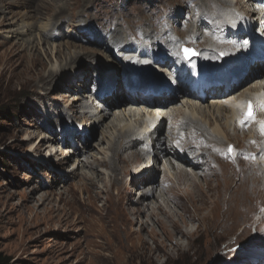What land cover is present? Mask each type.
Returning a JSON list of instances; mask_svg holds the SVG:
<instances>
[{
    "label": "rangeland",
    "instance_id": "1",
    "mask_svg": "<svg viewBox=\"0 0 264 264\" xmlns=\"http://www.w3.org/2000/svg\"><path fill=\"white\" fill-rule=\"evenodd\" d=\"M244 2L0 0V251L10 264H264L260 172L264 156L259 154L264 145L255 148L252 137L261 130L260 124L234 131L229 110L213 121L212 115L225 111L216 104L224 95L221 99L212 95L202 103L194 98L198 112L190 101L186 103L185 94L164 92L163 109L177 106L186 117L206 123L222 140L212 148L199 144L188 148L191 131L179 123L182 118L175 121L168 116L159 120L157 136L181 157L188 154L191 167L170 157L157 161L161 146L152 144L154 138L147 137L140 145L121 141L128 133L141 135L137 119L147 117L146 111L155 106L148 102L145 108L135 107L138 115L133 117L126 107L128 96L119 94L110 108L98 95L111 96L113 88L99 87L97 93L94 88L100 70L125 69L114 60L113 47L121 43L147 46L162 57H182L180 47L186 45L198 50L193 59L212 72L211 57L235 51L236 40L225 16L241 10L246 18L249 9L256 12L254 6L240 9ZM61 13L62 19L56 16ZM43 37L48 38L43 41ZM221 41L226 46L216 50L214 45ZM57 46L61 55L53 49ZM130 58L134 56L126 59ZM164 65L155 72H166ZM213 69L212 73L219 72ZM258 69L260 75L232 95L247 96L248 85L264 79V67ZM168 75L167 87L174 89L179 74ZM170 95L174 99H168ZM118 120L119 127L113 129L109 124ZM223 125L227 131L221 130ZM176 126L182 139L178 133V139L171 135ZM63 130L75 135L62 144ZM58 143L65 153L56 154ZM229 146L233 151H228ZM201 152L199 159L195 155ZM236 155L251 156L238 163ZM76 159L95 163L84 169L77 163L74 168ZM180 169L187 176L181 178ZM255 170L259 177L251 176ZM146 175L152 177L143 181ZM153 187L157 193L148 194ZM245 190L249 194L242 195L247 198L240 213L228 208L233 197L234 204L242 203L237 194ZM158 206L164 210L152 217L147 207Z\"/></svg>",
    "mask_w": 264,
    "mask_h": 264
},
{
    "label": "bare ground",
    "instance_id": "2",
    "mask_svg": "<svg viewBox=\"0 0 264 264\" xmlns=\"http://www.w3.org/2000/svg\"><path fill=\"white\" fill-rule=\"evenodd\" d=\"M253 1L254 2L255 1L258 2V0H245V2L242 4V7L240 9L245 10V7H249L250 6V8H251L252 6H254V7L257 6L256 3H252ZM225 2L228 3L229 0L228 1L225 0ZM48 7L50 8L51 6L48 5ZM255 10H256V12L253 15H251V13L253 12V9L252 10L249 9L248 12L245 13L246 16H247L246 18L243 16L244 14H243V12H241V10L238 11V12H235V11L234 12H229L225 16V18H224L225 19L224 21L226 22L225 25H226L227 29L230 31L232 37L235 38L234 40H236V41H234V44H233L235 46V51L233 52L232 50H230V53H228V54H226V53L223 54V52H221L220 54H216L217 57L215 56V58H213V57L210 58V63H209L207 58H203V61L205 62V64H208V63L210 64V68H211L212 72L214 70L213 68L215 67L216 70L219 71V72H217L218 74L209 72L206 69H202L201 63L197 62L198 59H193V60H191V62H182V60H180L182 62L181 70H183L181 72L183 74L186 73V75H187V73L190 71L191 76H192V77H190V79L196 84L199 83L201 86H202V84L204 86L205 84H207L210 75H214L215 77L219 78L220 81L226 82L225 86L220 87L218 89L217 88H212V90L206 92V96H207L206 99H210L209 97L212 94H213L214 97H216L218 99H221L219 97H222V95H224L223 98L221 99L222 101H220V102H218L216 104L218 106L224 108L225 111H218L217 116L215 117L214 115H212L211 119L213 121H215V122H218V119L221 116H224L225 112H227L228 110L231 111L230 116L228 117V119L229 120L230 119L231 120L234 119V127L237 129V130L233 129L234 131H238V130L242 131L243 128L247 129V127L248 128L249 127H253L254 125H256L255 123H259L260 120L264 121V108L260 107V100L264 99V79L260 78V79L256 80V83H253V85L252 84L248 85L249 86L248 87L249 93L248 94L245 93L247 96H245L244 93H243V96L241 95V97H239L240 94L237 95L238 93L236 94L237 96L235 94L232 95L237 90V88H239V86L238 85H232L231 82L234 81V80L236 81V79H232V77H230L233 74V72H235V74H236V69H238L237 71H239V70L243 71V67H244V70L248 73V75L241 82V84H240V86H241L247 80H249L250 78H252L254 76H258L257 74L260 75V70L258 68H256V65L257 64L261 65V64L264 63V61L263 62L259 61V62H256L255 65H252L253 64L252 60H253V57L256 58V59H260V58H262V56H264V10H261V9L260 10L259 9H255ZM56 16H60L59 18L62 19L63 18V13H61L60 15L56 14ZM249 16H250V18H249ZM253 16H255L256 19L253 18ZM222 18H223V16H222ZM226 20L228 21V23H227ZM230 23L232 25L237 26L236 29L239 28L238 31L234 30L229 25ZM220 33H221V31H220ZM220 33H218V35ZM205 35H206V33H205ZM207 36H209V35L207 34ZM46 38H48V37H43V39H44L43 41H45ZM115 38L117 40L123 39V38L118 37L117 35L115 36ZM95 40L98 41L99 43L101 42V39L98 40L96 38ZM240 40L242 42V43L240 42L241 45L242 44H244V45H242L239 48V45H240L239 41ZM210 42L215 43L214 40H210ZM222 42L223 41H221L220 43H216L214 45L216 50H218L219 47L226 46ZM117 43H120V42H117ZM221 44H223V45H221ZM58 47H61V46H57V48H53L54 50L55 49L57 50L56 53L60 52V50H59L60 48H58ZM257 47L259 48V51H257ZM113 48L114 49L119 48L121 51H124L126 53L134 52L135 48H137L138 55H135V57L138 56V58L141 61L136 58L138 61H135L133 67L134 68L135 67H144L145 68L144 72L146 74L145 75H138L137 73H140L139 70L135 71L137 73H135V72H133V73H135L138 76L146 77L147 78V82L149 83V85H152V87L155 88L156 91H161V93L165 92V94H166V92L168 91L167 89H169V87H167V86H169V82L167 81V75L170 74V69L173 68V65H174V64H172V61L170 60V57H166V59H165V61H166L165 64L166 65H164V66H165V68H167L166 72L156 73L155 69L157 70V69H159V67L163 68V67H161V64H157L156 62L163 60L164 56L162 57L161 55L150 51L147 46L146 47H140L136 43L133 42L129 46H124V44L121 43V44L117 45L116 47L114 46ZM71 49H72V47L70 46L68 48V50L70 51ZM245 49H247V51H245ZM54 50H53V52H54ZM81 50H83V49H81ZM91 52H93V51H90V53ZM258 53H259V55H258ZM59 54L61 55L62 53L60 52ZM121 54H123V53H121ZM52 55H53V53H52ZM69 55L71 56V54H69ZM74 55H80V54H78V52H75ZM131 56H134V55L132 54ZM129 60L130 59H126L125 61H129ZM155 60H156V62L154 63ZM175 64H177L176 68H178V65H181V64H179L176 61H175ZM211 65H213V66H211ZM229 66H231V67H229ZM168 67H170V68H168ZM258 67L260 68V66H258ZM63 68H65V67H63ZM63 68H61L60 70H62ZM223 69L225 71H223ZM162 70L164 71V69H162ZM120 72L122 73L121 70H120ZM120 72H118V73L117 72H110L109 73V72H107L105 70L103 72H102V70L97 72L99 78H98V80H96V83L98 85L102 86V87H105L107 85V86L113 88V90H114V92H113V94L111 96L108 95V96H104V97H99V95H98L99 99H103L102 102H108L110 108L112 107L111 106L112 99L113 98L117 99L118 98L117 96L119 94H123L124 98H126L128 95H130L128 92H126L127 88H126V85H125V82H130V80H129L130 78H127V79L120 78L119 77L121 75ZM76 74H78V73H76ZM182 76H183L182 74L177 76L178 83L181 82V79L183 78ZM228 77L231 79V81L227 80V79H229ZM172 78H173V76H172ZM144 82H146V81L144 80ZM84 87H86V86H84ZM117 91H118V93H117ZM170 91H172L175 95L177 93L185 94L184 96L186 98H184V99L185 100L187 99L186 103H188L190 101L191 105H192V108L195 111L200 112V110H198V108H199L198 105H196V102H194V101L198 100L199 103H200L201 101L203 102L204 99H202V96H199L198 92H191L190 90L186 89V86L184 84L176 86L174 89H171ZM107 93L108 92H106V94ZM165 94H164V96H165ZM141 95L142 94H140L138 92L137 93L138 100L135 101V104L126 106L127 109H128V114L129 115H131L133 117H136L138 114H137V109L135 107H139V106L142 105L143 108H145L146 104H148V102H150V104H152V106H155V107L150 108L149 111H146L148 113L147 117L145 116V114H143L141 117L139 115L140 118L137 119V120H139V122H140V123H138V126H141V129H142L141 135L140 136H136L135 134H129L128 133V135L126 137L122 138L121 141H123V142H125L127 144H131V145L132 144H137V143H138V145H140V143H143V139H145L147 137L154 138V141H153L152 144L161 146V148L158 149V152H156V154H155V156L157 157V161H160L161 159H166V158L170 157L171 159H175V160L177 159L178 162L185 163L186 166L191 167V163H189L187 161V158H189L188 154H186V155L183 154L184 156L181 157L178 154V152H177V154L174 152L175 148L172 147V150H170V148L167 147V144L165 143V141L163 139H161V137L158 138V136L160 135V132H161V122L159 120L163 121L165 118L170 116V118L172 117L173 119H175V121L176 120L178 121L180 118H182L181 119L182 121H180L179 123L183 124L184 130L186 128H189V130L191 131V134L189 135V141L185 145L186 147L190 148L191 147L190 145L199 144L202 147H205L207 145V147H211L212 148V147H216V145L220 144V142L222 140L221 137L217 136L216 133H214L213 130L209 129L208 125H206V123H204L203 121H201L199 119H196V118L186 117V114H184L182 110L177 109V106H170L166 110L163 109V107L166 105V102L162 101V99H164V97L160 98L159 101H155V102L152 101L151 102L149 98H143ZM170 96H169L168 99H174L173 95H170ZM230 96L231 97L234 96L235 99L230 98ZM194 98H196V99L194 100ZM123 100L124 99H122L121 101H123ZM248 101L253 102L254 110L256 111L255 119L247 120V121H245L244 125H241L240 120L244 118L243 113L246 110V103ZM120 104H121V102H120ZM172 110L174 111L173 113H172ZM124 111H125V109H124ZM98 119H100V117ZM258 119H260V120H258ZM119 122H120L119 120L117 122L113 121L109 125H111L113 127V129H115V128L119 127ZM209 124L211 125L212 123L210 122ZM220 128H221L222 131H227L228 130L227 129V125H223ZM128 129H129V127H128ZM174 130H175V132L171 133L172 137H176L177 136V133H178L177 132V126L175 127ZM252 133H253V131H252ZM124 134H126V133H124ZM181 134L178 133V136H179L180 139H182V135ZM74 135H75V133L71 132V134L63 137V140L66 139L65 142L67 143V142H69L68 139L69 138H73ZM135 136H136V138H135ZM120 137H122V136L120 135ZM252 137L254 139L250 138V140L253 139V141H255L254 142L255 148L258 147V149H261L262 146L264 145V132H262L261 130H258V131L255 132L254 136H252ZM133 138H135V139H133ZM187 140H188V136H187L186 141ZM175 142H176V140L173 143H175ZM152 144H148L147 145L148 147H150L149 149H151V145ZM178 148H179V146H178ZM250 152L254 154V152L251 149H250ZM261 152H263V156H264V147L260 150L259 154ZM58 153H61V154L65 153V149H63L60 146V148L56 150V154H58ZM148 153H150V151H148ZM251 153H249V154H251ZM171 155H172V157H171ZM202 155H203V152H201V153H199V155H195V156L200 159V158H202L201 157ZM195 156H192V157L196 161V158H194ZM250 156L247 155V156H244V157H240V156L236 155L235 161H237L238 163L240 161H246V160L250 159ZM119 157H120V160H122V157L121 156H119ZM218 157L220 159L223 158V154L218 155ZM65 158H67V157H65ZM152 158L153 157H151V159ZM262 161L263 162L260 163V164H262V166H264V158H263ZM171 162H173V161H171ZM77 163H79V167L81 166L82 169H84L83 167H86V166H89V165L92 167L94 165V163H95V160L93 162H90L89 160L83 161V160H77L76 159V163L73 164L74 168H75ZM170 165H172L171 168L176 170L177 165H175V163H174V165H173V163H171ZM196 168L197 167H193V169H196ZM141 172L143 173L144 171H140V173ZM260 172L264 175V169L263 170L260 169ZM169 173L171 174V176H173V172L170 170V168H169ZM180 175H181V178L185 177V175H186L183 172L182 169H180ZM147 176H149V177H147ZM251 176L252 177H259L260 175H259L258 171H256V173H252ZM151 177H152L151 175H146L144 177L143 181H148ZM192 183H194V182H192ZM256 184L260 185L259 182H256L255 185ZM256 186H258V185H256ZM153 188H152V191H150V193H148V194L155 193V191L157 193V188H154V189ZM250 193H251V191H250ZM148 194L147 193L145 194V197H144L145 199H148V197H147ZM248 194H249L248 190H245L244 192L241 191V192H239L237 194V198L240 199L242 201V203L234 204L233 203L234 197H233L232 198V202L228 201L226 205H228V208H230L231 210H235V211L239 212L246 205V203L244 204V201H245V199L247 197L246 198L242 197V195H248ZM142 203H144V202L142 201ZM147 208H148V211L149 210L151 211L150 215L152 217L156 215L158 210H164L163 206H158V207H156L154 209H151V208L149 209V207H147ZM147 208H146V210H147ZM146 210H144V211H146ZM141 211H143V210H141ZM210 215H213V213L210 212L209 216ZM151 219H153V218H151ZM229 219H231V218H229ZM143 227H144V225H143Z\"/></svg>",
    "mask_w": 264,
    "mask_h": 264
},
{
    "label": "snow or ice",
    "instance_id": "3",
    "mask_svg": "<svg viewBox=\"0 0 264 264\" xmlns=\"http://www.w3.org/2000/svg\"><path fill=\"white\" fill-rule=\"evenodd\" d=\"M186 58H191V56L196 55L197 53L192 49L184 48L182 49ZM260 107L264 108V99L260 100ZM244 118L240 120L241 125H244L245 121L255 119L254 115V105L251 101L246 103V111L243 113ZM261 131L264 132V121H260ZM179 144V142H177ZM229 152L233 151L232 147L229 146Z\"/></svg>",
    "mask_w": 264,
    "mask_h": 264
},
{
    "label": "trees",
    "instance_id": "4",
    "mask_svg": "<svg viewBox=\"0 0 264 264\" xmlns=\"http://www.w3.org/2000/svg\"><path fill=\"white\" fill-rule=\"evenodd\" d=\"M0 264H10V258L5 256L1 251H0Z\"/></svg>",
    "mask_w": 264,
    "mask_h": 264
},
{
    "label": "water",
    "instance_id": "5",
    "mask_svg": "<svg viewBox=\"0 0 264 264\" xmlns=\"http://www.w3.org/2000/svg\"><path fill=\"white\" fill-rule=\"evenodd\" d=\"M184 48H187V49H192V50H194L193 48H188V47H186V46H183L182 47V49H184ZM195 51V50H194ZM196 52V51H195Z\"/></svg>",
    "mask_w": 264,
    "mask_h": 264
}]
</instances>
